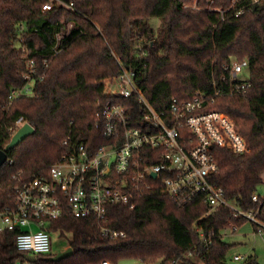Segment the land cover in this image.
I'll use <instances>...</instances> for the list:
<instances>
[{
  "label": "trees",
  "instance_id": "16d2710c",
  "mask_svg": "<svg viewBox=\"0 0 264 264\" xmlns=\"http://www.w3.org/2000/svg\"><path fill=\"white\" fill-rule=\"evenodd\" d=\"M49 1L0 0V151L10 143L9 129L19 118L36 130L7 153L14 164L0 169V208L10 203L18 173V179H29L58 163L66 151L64 139H84L90 154L110 142L95 128L98 104L106 100L103 80L123 69L133 71L149 104L167 111L174 99L212 91L224 64L242 60L250 67V91L244 97H221L212 108L229 114L251 150L244 156L215 150L220 172L213 181L224 189L227 202L242 210L258 207L252 196L264 176V0H56L53 10L44 12ZM23 47L40 73L46 60L50 67L34 95L9 109L10 90L25 83ZM126 104L139 121L141 106L133 98ZM134 202V209L111 206L108 212L107 224L125 238L107 240L95 218L65 215L48 230L71 234L73 255L60 263L39 256L32 264H117L128 259L228 264L232 245L221 232L247 222L235 219L229 207L210 212L199 199L176 204L156 185ZM260 219L264 221V206ZM16 234H0V264L25 262ZM243 264L260 263L250 255Z\"/></svg>",
  "mask_w": 264,
  "mask_h": 264
},
{
  "label": "built area",
  "instance_id": "2783aa9c",
  "mask_svg": "<svg viewBox=\"0 0 264 264\" xmlns=\"http://www.w3.org/2000/svg\"><path fill=\"white\" fill-rule=\"evenodd\" d=\"M55 1L44 4L43 11H52ZM70 7H74L73 3ZM22 57L27 65L25 83L10 90L9 109L23 97L34 95L36 83L44 79L50 67V61L46 60L44 72L40 73L26 47L22 48ZM222 68V74L212 81V91H196L185 101L174 99L167 111H157L149 104L135 84L133 71L123 69L121 75L103 80L106 100L98 104L95 128L101 129L110 142L90 154L84 139L68 137L63 140L65 153L46 174L18 179L21 172L18 173L14 178L19 183L13 187L10 203L0 208V234L16 232L18 251L36 258L54 256L48 228L65 215L75 219L95 218L107 240L125 238V233L107 224L110 207L134 209V201L156 185L176 204L199 199L210 212L229 207L235 219L253 223L255 233L263 237L264 221L260 214L264 195L254 193L252 201L258 207L242 210L227 202L224 189L213 181L220 172L215 150H229L240 156L251 150L229 114L212 108L221 97L248 94L251 89L248 61H232ZM132 98L141 106L139 121H134L132 105L126 104ZM26 123L23 117L16 120L9 129L11 138ZM7 164L13 165L14 161L7 158ZM238 228L234 224L229 227L232 232ZM200 236L207 241L202 233ZM188 255L193 257L191 253ZM234 259L242 261L243 257ZM22 264L32 263L25 260Z\"/></svg>",
  "mask_w": 264,
  "mask_h": 264
},
{
  "label": "rangeland",
  "instance_id": "374dc122",
  "mask_svg": "<svg viewBox=\"0 0 264 264\" xmlns=\"http://www.w3.org/2000/svg\"><path fill=\"white\" fill-rule=\"evenodd\" d=\"M196 3L197 1L194 0ZM196 12L199 10L195 6ZM159 20L156 21L158 25ZM257 194L264 195V176L261 186L258 188ZM255 228L253 223L246 222L245 225L240 227L236 232H232L231 229L221 232L224 241L227 244H231L228 264H243L250 255H256L260 264H264V238L254 234ZM72 235L65 231H53L50 232V243L52 244L51 254L56 255L61 251H64L69 247ZM236 256L243 257L242 261H236ZM117 264H147L139 260L128 259L121 260ZM151 264H162V261Z\"/></svg>",
  "mask_w": 264,
  "mask_h": 264
},
{
  "label": "water",
  "instance_id": "95a60500",
  "mask_svg": "<svg viewBox=\"0 0 264 264\" xmlns=\"http://www.w3.org/2000/svg\"><path fill=\"white\" fill-rule=\"evenodd\" d=\"M35 133V128L29 123H26L23 128L20 129L11 138L10 143L6 146V148L0 151V168H2L7 162V153L12 149L18 147L20 144L23 143L26 138L33 136ZM153 177L156 178V175H153ZM72 255V248H67L64 251H61L59 254L49 257L48 260L51 262L60 263V261L65 260L66 258L71 257ZM24 260L29 261L31 263H36L38 261L36 257L30 255L24 256Z\"/></svg>",
  "mask_w": 264,
  "mask_h": 264
},
{
  "label": "crops",
  "instance_id": "0c3cea01",
  "mask_svg": "<svg viewBox=\"0 0 264 264\" xmlns=\"http://www.w3.org/2000/svg\"><path fill=\"white\" fill-rule=\"evenodd\" d=\"M238 229H239V228H238ZM254 234H255V235H257L256 233H254ZM257 236H259V235H257ZM260 237H261V236H260ZM261 238H264V236H263V237H261ZM67 248H69V247H67ZM67 248H66V249H67Z\"/></svg>",
  "mask_w": 264,
  "mask_h": 264
}]
</instances>
